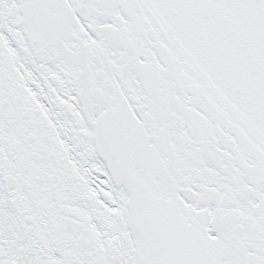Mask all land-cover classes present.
Instances as JSON below:
<instances>
[{"label":"snow or ice","instance_id":"obj_1","mask_svg":"<svg viewBox=\"0 0 264 264\" xmlns=\"http://www.w3.org/2000/svg\"><path fill=\"white\" fill-rule=\"evenodd\" d=\"M0 264H264V0H0Z\"/></svg>","mask_w":264,"mask_h":264}]
</instances>
